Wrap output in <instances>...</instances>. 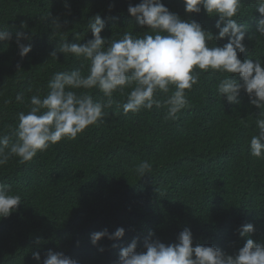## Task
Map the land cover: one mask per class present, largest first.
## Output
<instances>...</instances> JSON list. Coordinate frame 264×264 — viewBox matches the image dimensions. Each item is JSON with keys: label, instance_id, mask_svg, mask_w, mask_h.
Here are the masks:
<instances>
[{"label": "trees", "instance_id": "16d2710c", "mask_svg": "<svg viewBox=\"0 0 264 264\" xmlns=\"http://www.w3.org/2000/svg\"><path fill=\"white\" fill-rule=\"evenodd\" d=\"M140 2L0 0V27L12 33L11 40L0 41V135L7 128L15 133L18 113L28 111L32 95L48 93L54 73L79 68L87 75L89 61L59 52L56 59L50 53L64 40L77 42L76 34L80 43L92 39L90 18L101 15V36L108 40L120 39L125 32H150L128 13L130 4ZM162 3L182 20L218 32L213 25L219 17H209L203 9L186 13L182 0ZM259 18L255 6L247 3L236 17L255 27ZM54 21L60 30L53 31ZM253 29L245 35V59L264 61V37L255 38ZM17 31L31 36L23 41L32 44L23 58ZM215 45L217 40L210 42ZM217 85L200 79L186 90L189 105L175 121L165 119L163 106L125 115L114 103L105 109L109 114L103 122L89 126L75 140L62 139L29 162L12 156L0 166V183L10 185L22 203L9 217L0 218V264H42L49 250L77 264H118L120 249L134 239L139 252L149 232L168 245L178 242L184 228L191 230L193 246H214L228 255L236 254L248 238L264 244V159L251 156L249 146L258 133L260 109L250 105L247 94L227 107L216 93ZM76 91L106 102L98 89ZM18 94L22 101L16 99ZM157 98L163 102L166 95ZM114 99L126 102L119 92ZM142 161L151 164V171L141 178L135 168ZM248 223L254 232L241 236L239 229ZM118 228L125 230L122 238L91 243L93 233L111 234ZM33 252L40 253L39 262Z\"/></svg>", "mask_w": 264, "mask_h": 264}, {"label": "clouds", "instance_id": "9594fccd", "mask_svg": "<svg viewBox=\"0 0 264 264\" xmlns=\"http://www.w3.org/2000/svg\"><path fill=\"white\" fill-rule=\"evenodd\" d=\"M182 2L186 13H200L203 9L209 17H219L213 25L218 32L214 35L195 20H182L162 0H141L135 6L129 5L128 13L150 32L142 36L125 32L120 39H105L101 36L105 21L97 14L88 21L92 39L80 43L76 34L77 42L62 41L50 56L57 59L59 52L89 61L88 73L84 75L79 68L56 72L48 82L45 96L30 97L28 111L18 113L15 133L7 128L5 135H0V166L6 165L12 156L18 157L20 163L29 162L38 152L62 139L75 140L89 126L103 122L109 114L105 109L114 103L123 108L125 115L163 106L167 109L165 119L175 121L189 105L186 90L191 91L200 79L208 85L218 84L216 93L227 107L239 104L242 95L247 94L250 105L260 109L255 122L258 133L251 136L249 146L251 156L264 159V61L259 57L245 59L249 50L245 40L248 29L254 28L255 38L264 37V0ZM246 3L254 5L255 12L260 14L256 27L236 19ZM52 29L60 30L61 24L54 21ZM15 38L20 57L27 56L32 44L23 41H30L31 36L17 31ZM248 38L252 40L253 34ZM11 39L12 33L0 27V41ZM213 40H217V45L210 46ZM80 89H98L106 102L95 101L86 91L78 94L76 90ZM117 92L126 97L122 105L114 99ZM160 94L166 95L163 102L157 98ZM16 99L22 101V94ZM135 171L142 178L150 173L151 164L142 161ZM21 203V196L13 194L10 185L0 183V218L9 217ZM254 230V225L248 223L239 229V234L247 236ZM124 234L123 228L111 234L104 230L93 233L90 239L96 245L104 237L114 240ZM153 236L149 232L143 251H137L135 239L122 247L118 264H264V244L251 238L236 254L228 255L214 246H193L189 228H184L178 242L173 244L166 245ZM99 250L104 251L102 247ZM33 258L39 262L40 253L33 252ZM42 264H77V261L49 250Z\"/></svg>", "mask_w": 264, "mask_h": 264}]
</instances>
